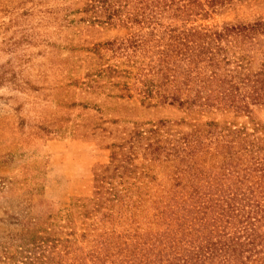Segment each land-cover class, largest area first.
<instances>
[{
	"label": "rangeland",
	"instance_id": "374dc122",
	"mask_svg": "<svg viewBox=\"0 0 264 264\" xmlns=\"http://www.w3.org/2000/svg\"><path fill=\"white\" fill-rule=\"evenodd\" d=\"M255 22L251 37L220 45L226 68L240 60L235 80H258L262 99L249 105V117L264 125V0L185 14L134 0H0V264L44 261L33 240L50 226L42 221L93 196L101 176L112 185L135 182L133 197L167 194L172 167L149 164L137 132L160 127L168 146L189 129L185 122L246 124V116L186 115L175 105L142 102L139 88L143 74L161 75L159 51L179 32L211 35Z\"/></svg>",
	"mask_w": 264,
	"mask_h": 264
},
{
	"label": "trees",
	"instance_id": "16d2710c",
	"mask_svg": "<svg viewBox=\"0 0 264 264\" xmlns=\"http://www.w3.org/2000/svg\"><path fill=\"white\" fill-rule=\"evenodd\" d=\"M134 1L185 14L231 0ZM258 26L230 25L211 35L179 32L159 51L161 75L143 74L139 88L142 102L175 105L186 115L246 116L247 125L216 118L185 122L189 129L168 146L161 145L170 139L160 127L137 132L146 140L144 159L172 167L169 192L133 197L135 182L117 181L116 188L97 178L93 196L42 221L50 226L33 235L47 254L40 264H264V125L249 117L261 88L257 79L235 80L240 60L226 68V46L220 45L249 38Z\"/></svg>",
	"mask_w": 264,
	"mask_h": 264
}]
</instances>
